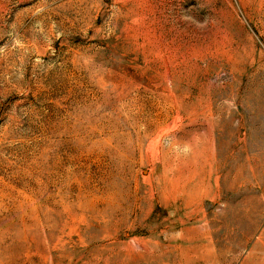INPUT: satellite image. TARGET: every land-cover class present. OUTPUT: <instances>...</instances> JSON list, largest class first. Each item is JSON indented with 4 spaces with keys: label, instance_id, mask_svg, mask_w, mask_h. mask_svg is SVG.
I'll use <instances>...</instances> for the list:
<instances>
[{
    "label": "rangeland",
    "instance_id": "374dc122",
    "mask_svg": "<svg viewBox=\"0 0 264 264\" xmlns=\"http://www.w3.org/2000/svg\"><path fill=\"white\" fill-rule=\"evenodd\" d=\"M0 264H264V0H0Z\"/></svg>",
    "mask_w": 264,
    "mask_h": 264
}]
</instances>
